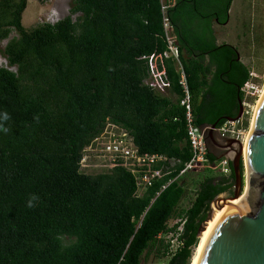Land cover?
Masks as SVG:
<instances>
[{
	"label": "trees",
	"instance_id": "trees-1",
	"mask_svg": "<svg viewBox=\"0 0 264 264\" xmlns=\"http://www.w3.org/2000/svg\"><path fill=\"white\" fill-rule=\"evenodd\" d=\"M232 1L71 0L63 18L26 28L27 0H0V264H142L151 255L190 264L209 205L232 194L234 175L229 160L227 174L185 169L192 151L177 63L163 61L162 94L143 82L145 57L166 51L168 34L195 123L221 126L252 77L237 46L217 43L213 26L227 23ZM108 122L139 154L165 158L139 192L119 159L97 173L81 169L83 149ZM178 219L172 252L166 236Z\"/></svg>",
	"mask_w": 264,
	"mask_h": 264
},
{
	"label": "water",
	"instance_id": "water-1",
	"mask_svg": "<svg viewBox=\"0 0 264 264\" xmlns=\"http://www.w3.org/2000/svg\"><path fill=\"white\" fill-rule=\"evenodd\" d=\"M242 111L239 100L237 115L227 117V120L239 119ZM215 126V123L210 125L208 138ZM235 141L237 148L233 155L222 156L231 162L234 175L232 194L222 193L210 203L198 237L212 218L213 206H223L225 210L211 229L197 264H264V91L253 113L245 142ZM232 200L238 202L233 205L222 203Z\"/></svg>",
	"mask_w": 264,
	"mask_h": 264
},
{
	"label": "built area",
	"instance_id": "built-area-1",
	"mask_svg": "<svg viewBox=\"0 0 264 264\" xmlns=\"http://www.w3.org/2000/svg\"><path fill=\"white\" fill-rule=\"evenodd\" d=\"M166 8L167 5H162L161 7L164 14V26L166 29H168L169 24L165 18ZM166 35L167 50L162 53H154L145 57L147 60L149 74L143 82L150 88L162 94H167L169 83L166 78L163 61L168 57H171L176 61L179 72V85L183 93L180 104L185 108L186 131L192 151V158L186 164L185 169L210 168L214 170H220L222 173L227 174L229 173V168L227 166L226 158L220 161L217 160L211 162L207 156L208 147L206 135L210 126H203L195 123L190 103L189 88L186 82L184 70L179 61V50L169 35ZM256 90L257 85H254L251 77V79L248 80L242 88L244 93L243 99L246 98L247 95L254 96ZM244 116H247V111H242L241 117L237 120H227L224 122L221 126L216 128L217 132L220 135H226L243 143V137L245 133L241 130V128H236L235 126L241 122ZM92 157H102V159H107L105 161H101L104 165L103 169L109 168L113 160H121L124 164V167H126L133 174L136 180L138 192L144 187L151 185L152 180L155 177L161 176V171L152 170L151 164L155 161L165 159L163 156L157 154H139L132 137L124 129L109 122L105 125L103 131L94 137L90 144L83 149L80 166L83 168H88L93 160ZM84 162L87 163L83 165ZM176 222H179V226L177 227L176 231L168 235V240L170 241V250L172 252H174L175 249L181 244V242L178 241V235L182 229L183 221L178 219L173 223Z\"/></svg>",
	"mask_w": 264,
	"mask_h": 264
},
{
	"label": "rangeland",
	"instance_id": "rangeland-1",
	"mask_svg": "<svg viewBox=\"0 0 264 264\" xmlns=\"http://www.w3.org/2000/svg\"><path fill=\"white\" fill-rule=\"evenodd\" d=\"M70 1L27 0L26 8L22 13L23 26L32 28L42 22H56L68 14ZM213 27L217 42H226L238 47L240 58L250 68L254 85H257L254 96L247 95L242 101L243 112L247 111V116H244L241 122L235 126L244 131V140L250 128L254 106L264 89V0H233L227 23L224 25L215 24ZM14 35L15 33L12 32L10 37ZM6 41L0 42V50L4 47ZM3 65H6V60L0 53V66ZM245 122H247L246 125H244ZM92 159L88 168L81 167V169L87 173H97L104 170L101 161L107 159H102V157H92ZM86 163L84 162L83 165ZM166 239H168V236H166ZM142 264L165 263L163 261L159 263L151 255Z\"/></svg>",
	"mask_w": 264,
	"mask_h": 264
},
{
	"label": "flooded vegetation",
	"instance_id": "flooded-vegetation-1",
	"mask_svg": "<svg viewBox=\"0 0 264 264\" xmlns=\"http://www.w3.org/2000/svg\"><path fill=\"white\" fill-rule=\"evenodd\" d=\"M216 128L217 127L215 126V129L212 130L210 138L206 135L208 150L216 157V159H218V157L223 158L222 156L229 157L233 155V151L237 148V142L232 140L234 138L220 135Z\"/></svg>",
	"mask_w": 264,
	"mask_h": 264
},
{
	"label": "bare ground",
	"instance_id": "bare-ground-1",
	"mask_svg": "<svg viewBox=\"0 0 264 264\" xmlns=\"http://www.w3.org/2000/svg\"><path fill=\"white\" fill-rule=\"evenodd\" d=\"M263 91H264V89H263ZM263 91H262V93H263ZM261 94H260V96H261ZM260 96H259V98H260ZM259 98H258V100H259ZM258 100H257V102H256V104L254 106L253 113H254V111H255V109L257 107ZM252 118H253V115H252ZM252 118H251V122H252ZM247 135H248V133L245 135V139H244L243 142H245ZM237 202H238V200H232V201H225V202H222V203H224L226 205H233V204H235ZM224 210H225V208L223 206H218V205H214L213 206L212 218L206 222L205 229L200 233L199 241H198L197 247L195 249V252H194V255L192 257V260H191L190 264H197L198 257L200 255V252H201L203 246H204V243H205V241H206L211 229L213 228L214 224L221 217V215L223 214Z\"/></svg>",
	"mask_w": 264,
	"mask_h": 264
},
{
	"label": "clouds",
	"instance_id": "clouds-1",
	"mask_svg": "<svg viewBox=\"0 0 264 264\" xmlns=\"http://www.w3.org/2000/svg\"><path fill=\"white\" fill-rule=\"evenodd\" d=\"M5 119H7V115L5 114V117H4ZM29 206L31 207L32 205H31V202H29Z\"/></svg>",
	"mask_w": 264,
	"mask_h": 264
},
{
	"label": "crops",
	"instance_id": "crops-1",
	"mask_svg": "<svg viewBox=\"0 0 264 264\" xmlns=\"http://www.w3.org/2000/svg\"><path fill=\"white\" fill-rule=\"evenodd\" d=\"M217 43H219V42H217ZM221 43V42H220ZM206 141H207V139H206Z\"/></svg>",
	"mask_w": 264,
	"mask_h": 264
}]
</instances>
